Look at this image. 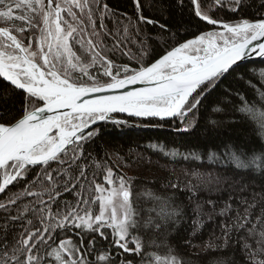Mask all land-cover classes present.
Listing matches in <instances>:
<instances>
[{"label": "snow or ice", "instance_id": "obj_1", "mask_svg": "<svg viewBox=\"0 0 264 264\" xmlns=\"http://www.w3.org/2000/svg\"><path fill=\"white\" fill-rule=\"evenodd\" d=\"M132 3L135 22L126 13L121 19L106 0H0V264H133L124 259L125 253L140 256L139 264H193L166 239L186 222L183 208L171 203L172 196H156L148 189L136 198L149 196L158 207L148 209L155 216L141 219L133 199L134 178L117 174L106 161L98 162L85 145L99 135L101 124L163 127L151 123L158 121L175 123V131L188 134L196 127L202 102L229 76L255 62L253 57L264 64V0L251 19L244 15L252 7L249 0H174L176 9L187 10L209 26L191 33V38L187 29L179 32L182 25L172 33L159 19L145 15L146 10L155 11L162 18L172 4ZM225 11L231 13L228 19L219 15ZM147 26L169 34L168 46L157 52L149 45ZM259 77L264 85V69ZM247 83L264 105V91ZM223 93L225 99L239 98L235 111L264 141V107L239 92L225 88ZM212 110L223 111L219 106ZM122 114L149 123L121 119ZM208 123L216 127L219 122L210 118ZM146 147L177 164L206 156L214 163L264 175V143L247 149L227 145L222 154L209 150L203 156L157 142ZM185 175L198 183L189 180L181 187L179 181H170L165 187L186 189L190 201L198 192L209 194L193 208L191 237L206 223H214L215 216L235 211L232 223L221 221L220 235L213 229L214 239L210 236L205 247L226 248L233 231L244 229L249 237L259 236L257 247L246 240L242 245L247 264H264V207L254 221L252 213L264 193H252L251 202L241 196V213L232 207L234 192L247 187L229 185L232 191L217 211L219 201L211 195L226 191L222 185L227 177ZM141 229L164 239H151L146 251ZM184 244L199 247L192 239Z\"/></svg>", "mask_w": 264, "mask_h": 264}, {"label": "trees", "instance_id": "obj_2", "mask_svg": "<svg viewBox=\"0 0 264 264\" xmlns=\"http://www.w3.org/2000/svg\"><path fill=\"white\" fill-rule=\"evenodd\" d=\"M109 8L114 10L122 19V14H127L133 17L135 22V15L133 9L132 0H106ZM187 2V0H185ZM252 7L247 9L244 13L245 18H252L253 13L259 8L261 0H249ZM172 4L171 8H165L163 10V17L155 11H145V15H152L154 18L159 19V23L167 25L171 29L172 33L179 32L184 33L185 29L189 32V38L191 33H198L200 31L208 30L207 25L201 24L197 18L192 16L187 10H178L175 7L174 0H165V4ZM219 15L224 19H228L231 13L220 12ZM111 27V23H109ZM146 34L152 37L148 41L157 52L162 47L168 46L169 34L161 33L158 28L153 26L146 27ZM255 69V72L250 71ZM264 69V64L259 62H251L245 64L243 67L237 70V73H233L225 80L219 89L214 91L209 96L200 108L196 120V127L192 129L188 134L175 131L177 124L169 126L167 123H163V127H143V128H130L123 127L117 128L111 124L99 126V135H97L89 144L85 145L86 152H91L93 157L98 162L103 164L105 161L108 166L113 168V171L117 174H125L133 177V191H134V203L140 212V218L144 219L149 214L155 216V212L149 213L148 209L158 207L156 202L149 196L140 195L139 199L135 194L144 193L150 189L152 193L160 197L172 196L171 203L174 206L182 207L185 213L186 222L180 225L179 230H174L167 235V243L175 247L177 253L186 259L193 261V264H247V257L244 254L242 247L245 240L252 245L253 248L257 247L255 240L259 239V236L255 238L249 237L244 229H241L238 233L233 231L229 240L228 247H217L215 250L206 248L205 244L209 241L210 236H213V229L215 236L220 235L219 225L221 221L231 224V218H234L235 211H230L227 216H215L214 223L208 222L204 228L201 229L195 237H191V228L189 225L191 221L195 219L193 208L200 200L207 199L209 194L207 192H198L196 197L190 201L188 197L191 195L186 189L184 191H175L170 187H165L166 184L179 181L181 187H183L189 180L193 184L198 183L197 178L191 175H185V171L192 173H200L203 177L207 173H213L222 177H227V183L222 187L226 190L223 193H212L211 199L219 201L217 211L224 207V201L228 199V192L232 191L229 185L246 186L245 192H234L236 200L232 201L233 209L239 208L243 213L244 206L238 203L241 196H246L249 202L252 201V193H264V175H253L245 170H236L234 166L227 164H218L207 160L203 154L206 151H215L223 153L224 147L232 145L235 148L247 149L249 146L259 147L264 141L261 140L257 131L254 129L252 123L248 122L244 117H241L236 111L235 106L241 102L235 95H229L224 98L223 90L229 89L230 92H239L251 103L253 100L258 101L256 90L248 85V81L255 84L257 88L264 91V85L260 83L259 72ZM242 75L243 79H239ZM219 102L217 105L216 102ZM231 101V103H229ZM219 106L223 109L222 112H213V108ZM218 121V126L212 127L209 125V119ZM129 119V118H128ZM131 120V119H129ZM138 124H147L148 121L131 120ZM235 121V122H233ZM151 123H158L153 121ZM149 142L162 143L166 146L178 147L182 152L187 150L199 151L203 159L201 161H195L191 164L184 162L182 164L174 163L171 158H165L161 156L157 151L149 150L146 146ZM150 161V162H149ZM205 165L200 167V165ZM103 173L101 172V175ZM12 191H16L17 188L11 186ZM8 191V190H7ZM6 191V192H7ZM67 195V194H66ZM4 198V194L0 199ZM71 199V196H67ZM264 207V200H261L257 204V207L252 210L253 221L255 217L260 215V209ZM204 212L209 211L208 205H204ZM215 226V228H214ZM251 225H249L250 227ZM259 228V226H258ZM145 243V250L148 242L155 238L157 241L164 239L159 234H154L150 230L141 229L139 233ZM243 237V239H241ZM76 239L75 236L72 237ZM185 239H192L194 244L199 247L191 248L184 244ZM214 239V236H213ZM216 245H220L222 241L214 240ZM102 243H106L103 242ZM133 247V245H129ZM115 253L116 249L112 250ZM122 252V250H120ZM264 258V257H261ZM120 259L119 256L116 257ZM124 259L132 260L133 264H139L140 256L133 254H124Z\"/></svg>", "mask_w": 264, "mask_h": 264}, {"label": "water", "instance_id": "obj_3", "mask_svg": "<svg viewBox=\"0 0 264 264\" xmlns=\"http://www.w3.org/2000/svg\"><path fill=\"white\" fill-rule=\"evenodd\" d=\"M252 60L253 61H255V62H259V60H260V58H258V57H253L252 58ZM248 63H251V61L250 62H248ZM247 64V63H246ZM120 118L121 119H131V120H135L134 118H131V117H126V116H124L123 114L120 116ZM156 122H158V121H156ZM158 123H165V122H158ZM101 125H103V124H101ZM100 125V126H101ZM9 187H11V185L9 186ZM7 191V190H6ZM3 196V194H0V198Z\"/></svg>", "mask_w": 264, "mask_h": 264}]
</instances>
